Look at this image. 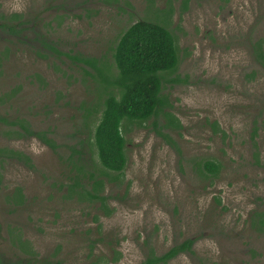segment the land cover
Instances as JSON below:
<instances>
[{
  "label": "rangeland",
  "instance_id": "rangeland-1",
  "mask_svg": "<svg viewBox=\"0 0 264 264\" xmlns=\"http://www.w3.org/2000/svg\"><path fill=\"white\" fill-rule=\"evenodd\" d=\"M0 14L34 24L18 38L0 31V116L46 131L57 146L52 151L0 122L3 263L23 256L18 239L49 264L98 257L141 264L149 248L161 254L191 238L192 254L168 264H264V232L256 225L264 212V69L250 49L255 42L264 49V0H0ZM155 14L176 39L177 68L162 73L164 112L174 121L163 129L168 121L160 114L125 124L126 167L101 175L105 215L98 201H83L68 187L77 158L68 162V147L84 137L74 133L97 102V85L83 64L41 50L35 32L115 73L119 35ZM207 160L219 165L214 177L198 171Z\"/></svg>",
  "mask_w": 264,
  "mask_h": 264
},
{
  "label": "trees",
  "instance_id": "trees-1",
  "mask_svg": "<svg viewBox=\"0 0 264 264\" xmlns=\"http://www.w3.org/2000/svg\"><path fill=\"white\" fill-rule=\"evenodd\" d=\"M113 1L117 2V0ZM167 2L170 3V0ZM159 13L167 14L169 11L163 9ZM153 17L156 19L147 17L130 24L119 35L112 49L115 73L110 71L108 65L98 66V61L95 59L58 50L45 35L35 32L41 50L64 56L73 64H83L91 69L90 72L86 67H81L84 75L91 77L97 85V102L91 108L85 109L83 125L75 130L76 138L83 135L84 137L78 138L74 146L68 147L71 150L68 162H72L74 155L77 157L76 163L72 162V168L75 169L76 174L68 187L70 192L74 191L83 201L89 203L98 201L105 215L110 213L104 206L107 197L100 195L105 185L101 175L108 176V173L104 171L121 174L126 167V140L123 135L125 124L141 125L152 118L157 119L160 114H163L168 121L162 127L163 129L170 128L174 121L171 114L164 112L169 105L162 96L164 81L162 73H172L177 68L176 39L166 25L158 20V14ZM15 18L18 19L16 23ZM31 24H33L32 21L22 20L20 15L11 14L6 17L0 14V31L9 36L18 38ZM33 27L34 24L30 29ZM250 49L254 62L264 69V49L261 42L252 43ZM39 56L45 57L41 53ZM168 82L175 83L177 79H170ZM91 114L93 116L99 114L96 121H87ZM0 122L8 126L17 125L21 132L15 130V133L19 137H35L52 151L57 149L46 131H34L22 121L17 119L7 121L2 116H0ZM153 127H158L157 122H153ZM158 128V134L166 137L160 132V127ZM1 152H7L8 159L28 161V158L20 152L12 150H1ZM89 162L90 170L85 168ZM198 171L205 177H214L219 171V165L207 160L198 166ZM84 180L88 181L87 185ZM256 225L257 231L264 232V212L257 214ZM16 244L23 256L7 264H49L47 260L39 259L27 243L18 239ZM193 245L194 239L187 238L173 244L161 254L149 248L141 264H168L179 255L192 254ZM0 264L6 263L0 259ZM90 264H107V262L104 257H98Z\"/></svg>",
  "mask_w": 264,
  "mask_h": 264
}]
</instances>
